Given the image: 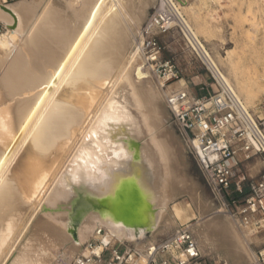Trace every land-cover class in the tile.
I'll return each mask as SVG.
<instances>
[{"label":"bare ground","instance_id":"6f19581e","mask_svg":"<svg viewBox=\"0 0 264 264\" xmlns=\"http://www.w3.org/2000/svg\"><path fill=\"white\" fill-rule=\"evenodd\" d=\"M110 1L16 0L5 8L0 4V22L5 26L0 34V211L6 212L1 207L13 200L10 206L15 202L30 218L39 212L31 222L21 253H25L28 264H67L65 260L73 258L95 237L99 227L106 229V240L133 242L144 254L152 247L158 227L168 228L174 223L167 204L179 190H188V182L180 172L184 145L166 124L162 103V98L167 103L175 92L189 94L187 85L180 79L160 91L138 71L135 77L137 69L148 66L134 49L129 20ZM151 1L134 2L135 9L130 13L133 19L140 22ZM190 1L157 3L170 2L175 7L192 48L211 75L232 88L178 11V6L193 9ZM226 52L228 56L223 58L227 60L232 52ZM135 145L143 180L151 188L155 207L149 236L143 228L128 226L97 210L81 214L72 234L71 220L78 201L108 195L118 177L129 173L136 164L132 161ZM196 195L190 200L194 199L199 214L189 215L198 220L191 228L199 249L208 247L213 231L223 229L234 246L226 248L229 260L240 264L253 258L248 249L252 238L244 235L237 223L221 218L219 209L211 211L207 200ZM176 212L182 219L181 211ZM10 215L7 214L9 221ZM9 221L1 227V242L12 231H18L17 225L13 230ZM21 230L24 229L18 236ZM99 252V247L94 249V253ZM81 254H88L85 246Z\"/></svg>","mask_w":264,"mask_h":264},{"label":"rangeland","instance_id":"374dc122","mask_svg":"<svg viewBox=\"0 0 264 264\" xmlns=\"http://www.w3.org/2000/svg\"><path fill=\"white\" fill-rule=\"evenodd\" d=\"M131 1L111 0L110 2L114 4L113 6L114 9L120 8L123 11V13L126 15V18L129 20V24L132 29L131 41L132 40L134 41L137 39L138 30L141 27L142 23L144 22L148 14H151L154 11V9L158 7L160 0H153L145 7V10L141 15L142 17L140 22L133 19V16L131 14L134 8L132 4L134 2H135L134 4H137L138 3L137 1H141V0H136V1L131 0ZM158 1L159 3H157ZM191 1L193 3L192 5L193 9H182L181 7L178 6V11H181L183 18L190 23L192 29L197 34L199 40L204 45L206 50H208L210 55L214 58L220 70L228 78L230 84L232 85V88L239 95V97L243 101L244 105L248 108L250 113L264 119V0H191ZM166 4H170V3H166ZM130 7H132V9L130 10L131 12L129 11ZM129 18H131V20ZM4 31L5 28L0 32V34ZM184 33L185 32L181 28L179 22L176 21L174 27L170 30V32L167 35L162 36L160 38V43L163 47L162 58L170 60L177 66V68L181 71L180 79L186 80L189 87L195 88L198 82H201V80H206L207 82L211 83L210 91L211 92L216 91V85L214 84L211 73L209 72L203 61L200 59L197 52H195V50L192 48L186 37V34L184 35ZM226 49L227 50L230 49L232 52V54L229 55L230 57V59L228 58L229 60L223 58L226 55L228 56ZM142 69H137L135 71L136 73L134 72L135 77L138 76L137 73L138 71L139 75L146 76L145 78L147 80H150L154 84L153 86L159 89L160 91L161 89L166 88L167 85L173 83L171 82L169 84L162 85L160 81H158L150 73L148 67L147 68L143 67ZM254 72L255 75H252L254 74ZM254 76L256 77L255 79ZM253 80L255 82H253ZM164 101H165L164 98H162V103L166 110V124L170 126L171 129H173V132L175 133L174 135L175 136L178 135L177 138L181 140V142L184 145V150H183L184 154H182L183 162L180 166V172L182 173V177L185 179V181L188 182L187 183L188 190H184V189L179 190L175 198L170 201L171 203L169 202L167 204L168 214L173 218L175 217L174 223L168 228H164L162 227V225L159 226L158 231L155 232V236L152 239L151 245L154 244L155 241H159L167 237L180 224H187L190 225V227L197 225V221H198L197 217L196 218L190 217L192 215L189 214L191 212L194 215L199 214L198 212L199 209L197 208L194 199L190 200L191 198L195 197V194L198 195L199 193L198 197H200L202 201L207 200L206 202L211 207V211L219 209L220 212H218V214L221 216V218L225 217L230 222L237 223L238 225L241 226L242 229L241 232H243L244 235H248L250 239L252 238V240L249 242L248 249L250 251L249 253L252 254L251 257L252 256L254 257L251 258L249 261H243L240 264H264V215H260L256 213L253 214L250 223L251 228L249 227L250 225L244 226L239 221H234V220L232 221V219L229 218L228 214L224 210L223 205L216 198V196L213 194L210 187L204 180L202 172L189 147L186 136L183 134L180 127L178 126L174 118L173 112L169 108V105L166 103V101L165 102ZM245 170L251 179H261L262 177H264V161L260 157H254L245 164ZM7 173L8 171L6 172V174ZM6 174H4L5 177ZM0 183L2 184V180ZM192 183L193 184L195 183V185H192ZM189 188H191L192 190L191 192ZM11 201H9V204L5 203L4 205L5 207L3 206L4 208L1 207L3 211L6 209L9 213L7 211L6 212L4 211V213L0 211L1 213L0 218L2 217V219H0V222H3V224H0L1 225L0 228L2 226L4 227L5 225L4 223H6L5 221H9L8 219L9 216H7V214L10 215V213L12 214L10 215V218L12 220L15 219L13 221L14 223L10 222L12 221L11 219L9 221L10 223L13 224L12 225L13 230L15 225L20 226V228L16 226L15 230L18 231L17 232L12 231L15 234L11 233L10 237L7 238L9 242L6 241L7 239H5V242L2 241L5 245L0 241L1 242L0 244H3L1 246L3 247V249L2 248L0 249V255H2L0 256L1 257L0 264H20V263L28 264L26 263L25 253L23 255L21 253L24 252L23 247L29 238V228L31 222L34 221L35 219L34 217H36V215H39L38 214L39 212L33 214L34 216H31L32 218H30L29 217L30 214H28L27 211L26 212L29 216L25 215L26 213L25 214L22 213L24 210L22 211L21 209H19L15 202L13 203L15 204L14 206L12 203L10 206ZM175 206L178 212L179 210L181 211L182 214L180 212L179 214L181 215L182 219H180V216L178 214H175L177 213ZM14 207H16V209ZM172 208L174 210H172ZM13 210L14 212L15 211L17 212L14 213L12 212ZM18 210L21 211V213ZM173 211L175 212L173 213ZM15 214L17 216H15ZM19 214L22 215L24 214L23 215L24 217L20 215L21 218L23 217L21 219L20 217H18ZM177 215L179 216V218L177 217ZM11 216L14 218H12ZM3 217L6 219H3ZM28 218H30L29 221ZM17 219L21 224L20 223L18 224ZM21 220H23V222H21ZM25 222H27V225L25 224ZM21 225L23 228L21 227ZM75 225L70 226V228L72 227L70 229L72 234L75 232V228H76ZM2 228L0 229V234H2L1 233ZM20 229H24L25 231L23 230L22 232L21 230L20 233L21 235L18 236ZM145 235L149 236V233ZM227 235L228 234L223 229H220L216 233L213 231L212 240L208 245V247L204 251L200 250L207 264H235L232 260H229L225 254L226 248L228 246L230 248L234 247L232 240L229 241L230 238ZM254 235H256L255 238ZM12 236H14L15 238H12ZM17 237H19V240H17ZM20 237L23 238L20 239ZM125 243L133 244L136 247V244L133 242L132 243L125 242ZM85 244L79 250L80 253L78 251L77 253L74 254L73 258H67L65 260V263L75 264L74 260L78 254H81L83 252V248ZM7 247L9 248L4 252H2ZM6 252H9V254L11 252V254L8 255V253ZM6 254L8 256H4ZM23 258H25V260ZM23 261L25 262L22 263Z\"/></svg>","mask_w":264,"mask_h":264},{"label":"built area","instance_id":"2783aa9c","mask_svg":"<svg viewBox=\"0 0 264 264\" xmlns=\"http://www.w3.org/2000/svg\"><path fill=\"white\" fill-rule=\"evenodd\" d=\"M14 1L0 0V4ZM166 3L170 2L159 4L148 14L134 46L162 85L181 77L177 66L162 58L160 38L179 22L175 7ZM4 28L0 22V32ZM212 79L216 91H210V82H198L204 94L192 97L188 92L179 91L173 93L167 103L211 191L229 218L248 226L253 214L264 215V177L251 179L245 170V164L254 157L264 161V119L251 114L234 89L220 84L213 76ZM107 236L104 227L97 228L95 237L85 244L88 254H78L74 263L207 264L187 224H180L167 237L155 241L144 254L133 244L106 240ZM97 247L100 248L98 254L94 253Z\"/></svg>","mask_w":264,"mask_h":264},{"label":"water","instance_id":"95a60500","mask_svg":"<svg viewBox=\"0 0 264 264\" xmlns=\"http://www.w3.org/2000/svg\"><path fill=\"white\" fill-rule=\"evenodd\" d=\"M5 8V5H1ZM133 169L120 175L111 192L101 199L84 198L73 211L71 226H77L81 214L89 210L109 213L116 221L144 229L148 234L155 221V207L151 188L143 180L138 147L133 146Z\"/></svg>","mask_w":264,"mask_h":264},{"label":"crops","instance_id":"0c3cea01","mask_svg":"<svg viewBox=\"0 0 264 264\" xmlns=\"http://www.w3.org/2000/svg\"><path fill=\"white\" fill-rule=\"evenodd\" d=\"M184 82L187 85V90L189 91L190 96H192V97H198V96L204 94V92H202V91L199 90V86L197 84H196L197 86L195 88H192V87H189L188 86L186 80H184ZM201 82L208 83L206 80H201Z\"/></svg>","mask_w":264,"mask_h":264}]
</instances>
